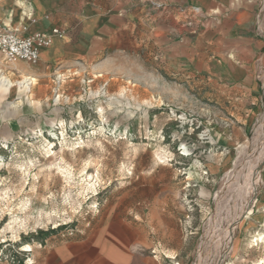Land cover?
Segmentation results:
<instances>
[{
    "label": "rangeland",
    "instance_id": "374dc122",
    "mask_svg": "<svg viewBox=\"0 0 264 264\" xmlns=\"http://www.w3.org/2000/svg\"><path fill=\"white\" fill-rule=\"evenodd\" d=\"M105 5L129 31L102 71L0 53V80L33 84L0 88V264L120 220L160 264H264V0ZM261 151L235 217L229 172Z\"/></svg>",
    "mask_w": 264,
    "mask_h": 264
},
{
    "label": "crops",
    "instance_id": "0c3cea01",
    "mask_svg": "<svg viewBox=\"0 0 264 264\" xmlns=\"http://www.w3.org/2000/svg\"><path fill=\"white\" fill-rule=\"evenodd\" d=\"M105 4L106 0H0V25L24 37L64 29L66 37L44 49L40 62L84 64L99 72L113 60L100 61L99 56L129 31L127 19L125 26L120 24L128 11H109ZM232 73L236 79L245 78L240 66H234ZM147 241L144 231L131 222L110 221L87 236L45 247L35 264H160L143 254Z\"/></svg>",
    "mask_w": 264,
    "mask_h": 264
},
{
    "label": "built area",
    "instance_id": "2783aa9c",
    "mask_svg": "<svg viewBox=\"0 0 264 264\" xmlns=\"http://www.w3.org/2000/svg\"><path fill=\"white\" fill-rule=\"evenodd\" d=\"M66 35V30L55 28L50 33H35L24 37L17 31L0 27V53L11 63L35 65L40 61L44 49L50 48L55 39H63Z\"/></svg>",
    "mask_w": 264,
    "mask_h": 264
},
{
    "label": "bare ground",
    "instance_id": "6f19581e",
    "mask_svg": "<svg viewBox=\"0 0 264 264\" xmlns=\"http://www.w3.org/2000/svg\"><path fill=\"white\" fill-rule=\"evenodd\" d=\"M32 84V82H31V79H28V78H26L25 80H23L22 82H19V83H13L12 81H10V80H8V79H6V78H2L1 80H0V88H3L4 90H11V89H13L14 87H17V88H21L22 86H24L26 89H28V87H30V86H32L31 85ZM263 146H264V143L262 144V147L261 148H263ZM260 150V149H259ZM262 150V149H261ZM261 157H259V162H258V165L256 164V162L254 163L253 162V164H252V169H249L248 170V172H244V171H241L242 170V167H241V162H242V164H243V162L244 161H246L244 164H246L247 163V161H249L248 159L249 158H246V159H239L238 160V162H237V164L235 165V168L232 170V171H230L229 172V175H228V177L229 178H233V181H234V183H233V186H235L236 184H237V182H238V180L240 179V178H244V188H247L248 190L247 191H245V193L243 194V195H241V197H240V199H239V204L237 205L236 203L233 205V207H232V209H231V212H236L235 213V217H237V215L239 214V216H241L242 215V212H241V209H240V207H239V205H241L242 203H244L245 204V202H251L250 200H248L247 198H248V193L250 192V189H251V184L253 185L254 183V181L252 180L253 178H254V176L256 175V178H257V171H258V167H259V165H260V163L262 162V151H261ZM263 169V168H262ZM240 170V173L238 172ZM260 171V170H259ZM261 174V173H260ZM252 178V179H251ZM241 203V204H240ZM250 205V204H249ZM234 212H233V214H234ZM235 219V218H234ZM237 219V218H236ZM235 219V220H236ZM232 220H233V218H232ZM233 223L232 224H230V229L232 230L233 229ZM230 237H228V239H229ZM261 242L262 244L264 243V236H261L259 239H257V242ZM228 242H230L229 240H228ZM230 244V243H229ZM29 249H30V246L28 247Z\"/></svg>",
    "mask_w": 264,
    "mask_h": 264
}]
</instances>
